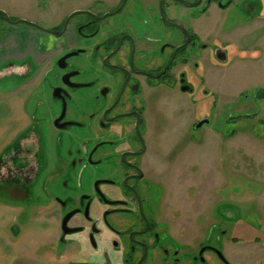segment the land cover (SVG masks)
<instances>
[{
    "label": "flooded vegetation",
    "instance_id": "flooded-vegetation-1",
    "mask_svg": "<svg viewBox=\"0 0 264 264\" xmlns=\"http://www.w3.org/2000/svg\"><path fill=\"white\" fill-rule=\"evenodd\" d=\"M40 1L48 25L0 11L8 24L0 34V80L22 79L3 92L21 96L29 118L0 151V196L25 211L55 210V249L69 250L65 264H238L226 250L240 240L217 208L180 222L184 205L170 201L183 187L199 192L201 170L191 168L189 177L182 164L173 171L170 152L154 154L147 137L153 102L164 94L179 91L197 105L200 94L212 96L203 86L205 60L228 64L236 45L205 42L206 19L213 9L222 21L230 9L245 15L244 24L263 18L249 15L253 0ZM257 4L262 10L263 1ZM255 98H264L261 89ZM41 109L47 136L34 131ZM238 110L233 125L253 113ZM212 114L189 127L208 126ZM250 227L264 237L261 225ZM263 255L255 264H264Z\"/></svg>",
    "mask_w": 264,
    "mask_h": 264
},
{
    "label": "rangeland",
    "instance_id": "rangeland-1",
    "mask_svg": "<svg viewBox=\"0 0 264 264\" xmlns=\"http://www.w3.org/2000/svg\"><path fill=\"white\" fill-rule=\"evenodd\" d=\"M252 3L249 15L263 18H255L247 24L242 21L245 15L239 17L233 9L225 13V21H222L223 15L219 16L213 9L210 18L206 19L205 42L220 38L222 43L233 42L236 47L229 50L228 64L205 60L203 86L204 90L212 92V96L200 94L195 98L199 102L197 105L191 103L190 96L179 91L164 94L153 102L147 137L154 154L158 149L161 153L170 152L173 171L180 170L182 164L189 167L181 170H201L200 191H189L183 187L181 192L175 191L170 201L184 205V210L179 212L180 222L183 218L194 219L193 213L197 214V209H204L205 214H209V207L217 208L220 220H225L226 227L234 225L231 232L240 240L226 250L237 258L238 264H255L264 254V243L256 242L259 238L263 241V235L255 227H250L261 225L264 228V124L257 123L258 117L264 119V98H255L259 89L264 93V5L260 10L257 0ZM0 11L10 17L25 16L28 21L33 20L40 25H48L51 20L40 0H0ZM220 22L224 32L217 31ZM6 23L0 20V34L8 26ZM18 27L24 31L27 25L20 23ZM245 37L248 39L246 42ZM236 49H243L239 57ZM23 61L30 64L31 72L37 69L29 56ZM21 82L22 79L6 75L0 80V92L8 91ZM213 97L216 105L212 107ZM36 99L27 105L30 113L34 112ZM238 109L253 113L251 117L240 120L243 124L233 125L228 120L240 111ZM44 114L41 109L35 116L38 121L34 131L38 136L49 134L50 129L43 124ZM209 114L212 115L208 126L198 130L189 127L198 117ZM40 160H43L42 154ZM191 175L188 173L189 177ZM0 197L3 202L11 201L9 196ZM244 232L249 237H244ZM59 249L61 245L57 246Z\"/></svg>",
    "mask_w": 264,
    "mask_h": 264
},
{
    "label": "crops",
    "instance_id": "crops-1",
    "mask_svg": "<svg viewBox=\"0 0 264 264\" xmlns=\"http://www.w3.org/2000/svg\"><path fill=\"white\" fill-rule=\"evenodd\" d=\"M22 101L13 92H0V104L6 109L0 106V151L29 123ZM1 200L0 264H65L68 261L69 250L60 254L55 249L58 233L55 210L29 212Z\"/></svg>",
    "mask_w": 264,
    "mask_h": 264
},
{
    "label": "water",
    "instance_id": "water-1",
    "mask_svg": "<svg viewBox=\"0 0 264 264\" xmlns=\"http://www.w3.org/2000/svg\"><path fill=\"white\" fill-rule=\"evenodd\" d=\"M17 21H18V20H17ZM17 21H16V22H17ZM181 90H182V91H185V88L182 87ZM202 123H203V122L200 121L196 126L199 127Z\"/></svg>",
    "mask_w": 264,
    "mask_h": 264
}]
</instances>
